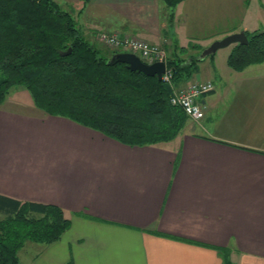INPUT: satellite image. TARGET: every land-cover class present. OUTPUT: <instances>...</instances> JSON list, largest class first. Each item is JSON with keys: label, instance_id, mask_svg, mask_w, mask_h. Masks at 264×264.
<instances>
[{"label": "crops", "instance_id": "obj_1", "mask_svg": "<svg viewBox=\"0 0 264 264\" xmlns=\"http://www.w3.org/2000/svg\"><path fill=\"white\" fill-rule=\"evenodd\" d=\"M162 3L88 7L108 31L159 43ZM93 21L82 29L96 30ZM175 25L178 40H188ZM231 50L200 61V79L177 85L211 81L214 90L201 98V120L158 144L128 145L34 102L10 105L8 96L0 105V193L58 205L71 219L59 241L33 246L29 264H224V254L232 264H264V62L235 70Z\"/></svg>", "mask_w": 264, "mask_h": 264}, {"label": "trees", "instance_id": "obj_2", "mask_svg": "<svg viewBox=\"0 0 264 264\" xmlns=\"http://www.w3.org/2000/svg\"><path fill=\"white\" fill-rule=\"evenodd\" d=\"M162 1L174 11L184 0ZM169 18L164 35L174 48V14ZM245 31L248 43L234 44L228 56L229 66L238 71L264 62V29ZM70 48L71 53L62 54ZM175 49L168 52V65L177 86L198 73L203 47L186 57ZM121 51L104 53L56 0H0V105L13 88L23 87L47 114L68 117L125 144L175 139L190 118L171 102L172 85L131 70L125 62L109 63ZM70 226L71 219L58 205L0 193V264H21L19 253L27 242L52 244ZM223 257L224 264H232L228 254Z\"/></svg>", "mask_w": 264, "mask_h": 264}, {"label": "rangeland", "instance_id": "obj_3", "mask_svg": "<svg viewBox=\"0 0 264 264\" xmlns=\"http://www.w3.org/2000/svg\"><path fill=\"white\" fill-rule=\"evenodd\" d=\"M56 1L59 2L63 8L73 13L81 27L84 25L87 17H93L95 20L93 23H96V30L91 28V31L88 32L86 26H84L82 30L85 36L94 42L97 47L102 49L104 53L110 54L112 50H119L109 46L101 39V34L103 32L114 33L116 31H108V27L111 26L104 23L103 20H100L97 14H93V12L98 10L91 9L90 6L88 7L90 1L86 4L83 0H79L78 3L72 0ZM187 2L184 9H181L178 5L174 11L167 8L164 2L161 6L159 5V16L161 17L162 23L167 24L166 28L168 29L170 28L168 27L170 14H174L175 20L172 25L175 32L174 37L177 39L179 37L175 31L176 23L178 24L177 28L180 29V37H189L188 40H178V46L173 48L171 43L172 39L169 37L167 38L164 35V30H162V40L157 44L167 45L169 49L168 52L170 53L174 51L175 48H177L175 50H177V53L182 57L198 53L199 49L203 47L201 43L205 42L211 44L215 40L239 31L244 25H247L251 29L249 31L264 29L262 27L264 19V9H262L264 6L262 5H264V0H193ZM93 23H90V27L91 25L94 26ZM233 46L234 44L223 47L213 56L221 59L222 56H225L228 51L233 48ZM181 47L185 48L186 51H181ZM213 56H209L208 60L213 58ZM14 100H21V104H26L25 106L33 102L31 93L23 87H15L11 90L8 104L13 105L15 102ZM23 109L26 111L27 107ZM188 123H191V120H188ZM33 246L44 245L32 241L27 242L25 248L19 253L21 264H29L31 260L30 257H32Z\"/></svg>", "mask_w": 264, "mask_h": 264}, {"label": "built area", "instance_id": "obj_4", "mask_svg": "<svg viewBox=\"0 0 264 264\" xmlns=\"http://www.w3.org/2000/svg\"><path fill=\"white\" fill-rule=\"evenodd\" d=\"M101 39L116 49L138 54L147 63L164 61L166 70L163 73V80L173 87L171 102L183 108L189 118L194 121H199L204 117L205 112L201 98L214 90V84L211 81H195L185 87L175 86L173 82L174 70L168 65V50L164 45L119 32H103Z\"/></svg>", "mask_w": 264, "mask_h": 264}, {"label": "water", "instance_id": "obj_5", "mask_svg": "<svg viewBox=\"0 0 264 264\" xmlns=\"http://www.w3.org/2000/svg\"><path fill=\"white\" fill-rule=\"evenodd\" d=\"M249 41L245 30H240L229 34L221 39L213 41L209 46L203 48L198 56L200 61L207 57L214 55L223 47H227L231 44H247ZM71 53V48L64 51L62 54L67 55ZM117 62H125L128 64L131 70H140L149 76H157L159 80L163 79V73L166 70V63L164 61H157L154 63L145 62L138 54L130 51H121L115 53L109 60V63L115 64ZM197 78L200 79V74H197Z\"/></svg>", "mask_w": 264, "mask_h": 264}]
</instances>
